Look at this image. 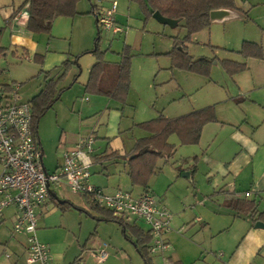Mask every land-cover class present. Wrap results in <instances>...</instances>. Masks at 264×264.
<instances>
[{
    "label": "crops",
    "instance_id": "0c3cea01",
    "mask_svg": "<svg viewBox=\"0 0 264 264\" xmlns=\"http://www.w3.org/2000/svg\"><path fill=\"white\" fill-rule=\"evenodd\" d=\"M25 1L0 0V77L5 73L6 59L10 52L16 54L18 48H23L32 51L31 55L36 56L35 51H37L38 44L37 40L35 41V35L37 33H31L26 29L29 11ZM235 4L236 10H225L227 13L224 16L211 19L209 27L215 22L232 20L235 22L234 29L238 28L239 49L244 41L254 42L261 46L264 55V0H235ZM108 9L99 8L96 5L91 6L96 23L97 14L104 13ZM116 12L117 5L113 14L114 22ZM55 19L47 34L50 35L51 31H55L56 37L66 36L68 33L66 24L68 21L74 20L75 17L72 16L70 20L61 19L63 21L57 26L54 25ZM179 22L180 20L175 26ZM225 26L226 30L224 31H228L226 24ZM236 53L234 59L226 58L243 65L241 71L231 76L235 88L231 92H226L215 102L213 106L215 107L216 120L203 126L199 139V141H207L203 146L201 162L207 164L204 177L208 185L205 189L208 195L214 194V200L210 198L211 203L209 204V199L203 198L197 203L199 220L195 222L201 221L204 227L209 228V233L215 229L212 235L214 238H219L218 243L214 245L215 255H202L204 243L199 239L185 238L179 239L182 240L180 241V243L182 242V251H177L174 258L173 245L177 237L175 232L180 231L184 222L181 216H174L171 212L170 209L175 211L176 206L168 198L164 199L155 195L172 214L170 229L165 234L167 248L159 254H150L160 259L159 264H264V229L255 226L258 213L264 211V56L263 58H243L237 51ZM29 57L26 56L28 59ZM65 57L62 50L58 52L55 48L52 50L46 48L43 58H37L41 71L49 74L52 72L50 75L56 72L53 77L45 76L43 87L38 94L44 89L48 80L51 82L59 80L62 74V72L59 73V70L62 69L61 63ZM12 84L13 82L0 83V85L8 86ZM92 98V106L90 105L91 107L85 109L78 117L75 116L73 124H69L71 119L70 121L66 120V125L62 128L58 140V148L55 153L57 158L51 169L55 171L62 164L63 153L73 147L81 136H93L95 141L93 151L89 154L91 161L89 172L92 164L99 166V169L91 171V173H98L103 180H99L96 178L97 176L91 179L89 177V183L102 188L106 193H113L121 189L113 188L109 177L116 174L115 166L118 164H122L128 176L127 165L124 159L116 157L101 161L100 157L111 153L123 156L133 147L136 139L146 137L149 133L137 127L141 130L139 136L132 134L133 128H136L138 122L132 120L130 111L126 112L125 110L126 106L132 107L128 101L123 103L105 95ZM125 117L130 120H125ZM38 126L39 124H37L36 136L43 159L41 141L45 140L46 142L47 138L44 134L42 135V132L40 134ZM96 147L99 148V152H95ZM175 168L178 169L182 178L192 180L193 172L190 169H182L179 165H175ZM132 187H139V192L136 195L145 191L151 192L148 184L146 189L141 186ZM51 192L53 191L51 190ZM246 193L249 195L246 196ZM204 197L207 198V195ZM50 199L54 200L56 204L63 205V208L65 205H71L66 201H56L52 196ZM233 199L254 202L257 214L244 215L225 206L227 201ZM92 210L95 211V214L86 212V215H80L81 231L76 237L77 247L72 251H69V246H66L64 241L60 242L48 235L49 230L53 229L47 224L46 218L55 211V208L48 210L46 206L44 210H37L44 220L38 223L39 220L36 217L35 235L39 242L48 246L51 264H75L77 259L79 264H140V255L134 244L136 238L129 232H127L128 238H126L119 224L105 220L106 213H110L107 209L93 208ZM13 213L12 207L4 210L0 219V229L7 224L11 225V228L8 227L12 229ZM124 222L148 234V227L142 221L131 219ZM83 223L86 224L84 232L82 231ZM141 223L145 226L143 227ZM212 226H216V228ZM54 228H60L65 232L62 226L58 225ZM10 229V238L14 239L17 245L21 244V247H17L19 251L21 250V255H13L9 250V239L5 238L2 240L4 243L0 242L3 243V249H7L6 252H8L5 257H15L10 264H19V259L26 257V237L22 234H12ZM38 230H40L39 236ZM99 248L104 249L107 253L104 260L98 259L91 252Z\"/></svg>",
    "mask_w": 264,
    "mask_h": 264
},
{
    "label": "rangeland",
    "instance_id": "374dc122",
    "mask_svg": "<svg viewBox=\"0 0 264 264\" xmlns=\"http://www.w3.org/2000/svg\"><path fill=\"white\" fill-rule=\"evenodd\" d=\"M113 1L78 0L76 5L78 12L73 16L75 19L66 24L68 30L66 36L56 37L55 31H51L50 35L37 33L35 35V41L37 40L38 44L37 51H35L36 56L31 55L32 51L18 48L16 54L10 52L6 59V69L4 75L0 77V83L18 84V99L24 102L31 101L38 94L43 87L46 75L53 77L56 74V72L52 75H50L52 72L50 74L43 72L39 66L37 57L42 59L46 48L49 50L55 48L58 52L62 50L66 56L65 60L69 61L66 67L62 66L65 60L61 63L62 69L59 70V73L62 72V74L59 80H54L51 84L58 99L38 120L40 134L42 132V135L44 134L47 138V141L42 140L41 144L43 148L42 160L48 173L53 172L51 167L57 158L55 153L58 148V140L62 128L66 125V120L70 121L71 119L69 124H73V118L76 119L80 113L92 106V97L102 96L87 91L85 88L88 74L98 54L94 52L95 49L102 53L103 59L111 66L120 63L123 53L129 56V89L124 102L128 101L132 107L126 106L125 110L126 112L130 111L132 120L138 123L155 119L159 115L175 118L192 110L214 105L226 92H231L235 88L232 75L226 71L223 65V60L234 59L237 55L236 51L238 52L240 48V44L237 42L238 28L234 29L235 22L224 21L228 31H224L226 30L224 22H215L212 26L192 34L189 40H185L187 32L184 20H181L177 26L162 24L153 17H146L136 1L115 0L117 2L115 14L117 24H115L122 31L115 34L111 30L100 27L98 34L91 6L96 5L99 8L108 9ZM61 19L70 20L71 17L59 16L55 19L54 25L60 24L63 21ZM175 41H179L181 48L194 60L199 58L211 60L208 74L191 72L173 65L169 53L173 50ZM26 56H30L29 59ZM124 119L130 120L127 117ZM140 131L136 126L133 128L132 134L139 136ZM168 141L174 145L175 151L167 161L164 159L157 161L155 173L151 175L147 184L154 195L164 199L168 198L176 206L175 211L168 208L174 216H181L184 222L180 231L175 232L179 237L178 240L199 239L204 243L202 255H215L214 245L219 241L218 237L214 238L212 235L215 229L209 233V228L204 227L201 221L195 222L199 220L197 203L203 198L209 199V204L211 203L210 198L214 200V194L208 195L205 189L208 185L204 177L207 164L201 162L203 146L207 141L182 144L176 134L170 135ZM95 152H99V148L96 147ZM175 165H179L182 169H190L193 172L192 180L182 178ZM97 169L99 166L92 164L90 179L97 176L96 178L103 180L98 173H91ZM115 169L116 174L109 177L111 186H114L115 189L131 191L133 195H136L139 192V187H132L122 164L116 165ZM59 185L61 186L51 185L50 189L58 200L66 201L71 205H65L63 208V205L56 204L52 199L46 202L48 210L55 208V211L46 218L47 224L53 229L49 230L48 235L60 242L64 241L66 246H69V251H72L77 247L76 237L81 231L80 215H86V212L95 214V211L92 210L87 197L72 192L65 184ZM117 185L119 187H116ZM205 195L207 198L204 197ZM82 209L84 211H80ZM37 210H35L36 217L39 220L38 223H41L44 218L41 214L39 215ZM58 225L62 226L65 232L60 228H54ZM141 225L145 226L142 223ZM8 226L11 225H4L0 229V241L5 238L9 239V250L13 255H21V250L17 249V247H21V244L17 245L14 239L10 238L9 229L11 227ZM85 226L86 224L83 223V232ZM212 227L216 228V226ZM39 232L40 230L37 232L38 236ZM177 237L173 245L174 258L177 251H182V242L180 243L182 240L178 241ZM2 242H0V264H10L15 257H5L8 252H6L7 249H3L4 242ZM149 256L152 264L160 263L157 256ZM139 259L140 264H144L140 256ZM19 264H26L25 259H19ZM75 264H79L78 259Z\"/></svg>",
    "mask_w": 264,
    "mask_h": 264
},
{
    "label": "trees",
    "instance_id": "16d2710c",
    "mask_svg": "<svg viewBox=\"0 0 264 264\" xmlns=\"http://www.w3.org/2000/svg\"><path fill=\"white\" fill-rule=\"evenodd\" d=\"M136 1L146 17H152L155 11L161 15L174 19L184 20L186 29L185 40L203 28L209 26L210 13L216 10H236L235 0H132ZM78 0H26L29 16L26 29L31 33H49L52 22L59 16H74ZM99 34L100 26L97 23ZM98 38L96 39L97 42ZM124 51V50H123ZM96 61L90 69L88 80L85 85L87 91L108 96L120 102H124L129 89V56L125 53L122 60L115 66L107 63L102 53L97 52ZM243 58H263V51L260 45L254 42L244 41L238 51ZM173 65L199 74H208L211 60L199 58L194 60L184 49L180 48L179 41L174 42V48L169 53ZM38 58V57H37ZM68 59L62 66L66 67ZM226 71L233 75L243 69V65L229 59L223 60ZM53 81H49L44 89L29 101L32 109L33 129L36 128L39 118L51 107L58 96L52 90ZM15 84V83H13ZM5 91H9L8 85H1ZM216 120L215 107L206 106L193 110L185 115L175 118H167L159 115L157 118L138 123L136 126L149 133L148 136L136 139L133 147L123 156L113 153L100 157L102 160L112 158L124 159L127 165V174L132 186H141L146 189L147 183L152 174L155 173L157 161H167L174 153L175 147L168 141L172 134H176L182 144L198 143L202 128L205 124ZM225 206L244 215L257 214L255 204L244 199H233L227 201ZM92 208L100 209L93 205ZM105 220L114 221L123 230L126 238L129 232L136 239L134 244L144 264H152L148 245L150 236L140 229L130 226L122 219L106 213ZM255 221H264V211L258 213ZM178 264V263H175Z\"/></svg>",
    "mask_w": 264,
    "mask_h": 264
},
{
    "label": "built area",
    "instance_id": "2783aa9c",
    "mask_svg": "<svg viewBox=\"0 0 264 264\" xmlns=\"http://www.w3.org/2000/svg\"><path fill=\"white\" fill-rule=\"evenodd\" d=\"M116 5L113 1L110 9L97 14L99 26L114 33L121 32L113 19ZM18 90V84L10 85L8 92L0 85V219L5 209H14L11 232L26 237L25 263L51 264L48 246L35 235V210L46 209L51 185L59 184L123 221H142L150 236L149 253L163 252L168 246L165 234L170 229L172 214L159 198L150 191L139 195L123 190L106 193L89 183L93 136H81L63 153L62 164L52 173L47 172L33 129L31 105L18 99ZM91 252L100 260L107 257L102 248Z\"/></svg>",
    "mask_w": 264,
    "mask_h": 264
},
{
    "label": "water",
    "instance_id": "95a60500",
    "mask_svg": "<svg viewBox=\"0 0 264 264\" xmlns=\"http://www.w3.org/2000/svg\"><path fill=\"white\" fill-rule=\"evenodd\" d=\"M227 12L225 10H216V11H212L210 13V18L211 19H216V18H220L222 16H224ZM152 17L158 21L159 23H162V24H166V25H169V26H175L178 22V20H174V19H171V18H168V17H165L163 15H161L158 11H155L153 14H152ZM50 195L56 200V201H59L56 197V195L50 191ZM255 226L256 227H259V228H263L264 229V222L262 221H257L255 223Z\"/></svg>",
    "mask_w": 264,
    "mask_h": 264
}]
</instances>
